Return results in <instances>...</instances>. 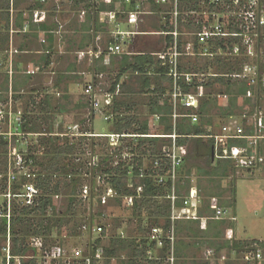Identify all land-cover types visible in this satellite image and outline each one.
Masks as SVG:
<instances>
[{
	"label": "crops",
	"instance_id": "crops-1",
	"mask_svg": "<svg viewBox=\"0 0 264 264\" xmlns=\"http://www.w3.org/2000/svg\"><path fill=\"white\" fill-rule=\"evenodd\" d=\"M134 5L135 2L128 5L123 0H48L47 3L40 0H0V105L6 102L9 106L11 103L15 114L25 119L27 111L35 109L38 112V107H33L34 104L39 106L49 96L52 106L61 110L57 111L54 117L55 125L59 122L60 126H63L66 115L75 114V109L87 111L85 118L63 126L66 128L79 125L82 131L81 121L85 120V126H90L91 132L84 137L105 138L100 136L107 134L95 133L93 130L95 118L100 114L104 120L110 119L106 122L111 127L114 120L130 118L137 124L147 122L151 126L150 135L134 136L159 138L153 137L158 135H152V132L163 114L162 117L153 115L151 109L163 107V103L168 99L169 106H174L171 70L175 61L177 71L181 75L207 76L204 82L196 79L194 84L197 88L190 92L199 98L200 104L206 99L204 92L209 93L210 89L205 84L209 78L216 75L213 74V68L207 70L199 64L204 57L199 55L203 49L199 44V35L218 22H223V12L207 9L208 4L204 0H185L181 4L178 0L177 10L174 0H169L167 4L158 3V0H143L137 35L123 44L121 54L110 53L109 49L115 45L113 33L133 30L130 13L134 11ZM205 13L207 15H204ZM111 15H114L115 19H112ZM175 32L177 37L173 35ZM194 44H198V51L195 50ZM175 49L178 51L177 60L173 59ZM143 66L144 71L135 69H141ZM161 71L169 72L162 74ZM93 81L100 103L97 111L92 109L85 94L87 86ZM117 86H120L119 92ZM156 90L158 94L155 95ZM158 97L161 98L159 102ZM241 101V105L243 102L245 104L244 100ZM17 102L20 105L18 108H24L23 112L16 110ZM194 113L197 114V111ZM198 117L201 118L199 115ZM172 120H175L173 116ZM64 133L65 131L55 134ZM263 147L264 145L260 147L261 154ZM196 174L201 179H209L199 176L197 171ZM250 189L251 194L262 196L256 184L253 186L252 183ZM195 190L197 192V188L193 187L189 198H185V195L184 200L192 198ZM196 195L198 197L197 193ZM179 199L182 197L179 196ZM213 199L211 201H214ZM200 202L202 204L201 198ZM255 209L258 207L254 205L252 210ZM200 219L201 230L198 233L203 239L202 230L206 229L207 221ZM180 221L177 223L178 228H181L183 223H191ZM228 229L234 231L232 227ZM236 232L234 231V237ZM8 233L10 234V230ZM180 235L177 233V237ZM235 240L238 239L235 237ZM204 244L198 241L185 244L176 240V264H226V261L217 263L214 260L187 262L190 253L201 246L204 247ZM205 246L208 249H203V254L209 250L213 252L214 257L218 255L215 246L207 243ZM4 249L0 258L1 264L3 258H6ZM111 249L113 248L110 247ZM224 251L226 249L221 252ZM128 253L131 254L130 260L122 262L120 256ZM231 254L233 259L227 264H232L237 259L247 264L243 258L244 253L240 254L242 258H238L240 256L235 252ZM132 256L129 250H122L112 257L105 255L103 264H134Z\"/></svg>",
	"mask_w": 264,
	"mask_h": 264
},
{
	"label": "trees",
	"instance_id": "trees-1",
	"mask_svg": "<svg viewBox=\"0 0 264 264\" xmlns=\"http://www.w3.org/2000/svg\"><path fill=\"white\" fill-rule=\"evenodd\" d=\"M185 0H180V4ZM205 1V0H204ZM245 2L246 0H241ZM233 0H224V4H231ZM264 3V0H261ZM209 10L220 12L223 10L220 7L207 6ZM181 21V18H180ZM179 21V22H180ZM170 24V22L168 23ZM174 29V28H173ZM227 31L228 36L225 38L216 39L210 44V48L215 57H203L199 64L202 68H213V74L215 77L209 78L205 86L210 89L209 95L202 104H200L197 114L202 120L200 123L192 124L190 120L184 118L187 112L179 107L177 120L173 122L172 116L174 115L173 106H169V99L166 103H163V107L157 106L151 109L153 115L163 117L160 119L157 126L153 129L152 135H176V144L181 149L183 155V161L178 166L179 180L176 188L177 194L181 197L182 190L185 189L186 183L189 179L185 178L191 176V170H187L186 167L190 164V168H195L199 176L209 177L210 180L217 178L219 180L231 179V192L236 195V171L233 163L230 161H217L213 160L214 141L210 139H204L203 137L208 135V129L213 125L212 119L208 117L210 111L218 109L221 117L228 118L235 116L236 110L243 111L244 106H252L250 101H245V104H240L243 96H245L249 89L246 81L237 80L232 78L233 75L242 73L243 67L250 63L259 66V82L257 86L253 87L256 94V102L261 104L262 96H264V86L262 85V78L264 76V26H260V30L257 34L256 44V56L250 58L245 54L242 48V34L235 27V19L229 23ZM198 43V41H196ZM173 43H171V46ZM194 48L198 51V44H194ZM239 45L242 49L239 55H232L234 46ZM180 49V44H179ZM182 51V50H180ZM181 53V52H180ZM144 66L135 68L143 70ZM136 71V70H135ZM138 71V70H137ZM144 71V70H143ZM202 71V69L200 70ZM166 74L169 71H161ZM162 73V74H163ZM172 80V79H171ZM182 88L185 94L190 93L193 88H197L196 85L192 87L183 83ZM173 87V81L171 83ZM125 88V85H124ZM158 94L157 90L154 92ZM214 96V98L212 97ZM228 99L227 105L223 106V97ZM161 100L157 98V102ZM155 102V101H154ZM156 103V102H155ZM254 105V104H253ZM33 107H38V112L34 109L27 111L25 117V123L23 125V131L29 134H40V141L36 145L29 148V154H33L34 166L39 168V173L35 179L37 187L41 191L40 197H38L34 204L31 206L20 205L16 201L12 203L11 218L7 219V204L0 207V237L7 239L8 230L11 235V254L14 257L29 256L31 249L29 248V240L34 237H43L47 247L54 246L56 244V238L54 237V231H56V237L63 235V227L67 226L71 218H74L78 205V193L79 189L83 191L84 188L81 184L83 182V176L86 175L88 180H92L98 176L103 177L108 184L112 185L120 196L123 195H136L137 189L143 190V196L139 200H135L133 206L132 215L139 223V233H142L141 239L138 241L136 238L123 239L119 236L117 238H111L110 246L103 248L104 254L108 257L115 256L119 251L129 250L132 253L134 264H147L146 251L148 248L147 234L151 232L153 227H160L164 230L165 235L170 234L172 229V209L184 208L185 200L177 199L172 203L170 199H167L172 192L171 183L168 186H163L156 182L157 177L164 175L166 169L171 167V162L166 158V154L162 152L163 146L168 150L172 147L173 140L165 138H122L120 141L128 142L124 148L115 149L113 153L105 152L103 157H99L98 165L90 168L85 162H82L78 158V152H83L82 142L85 139L91 140V153L96 151V144L94 138L82 137L78 141L72 142L67 137L53 136L55 134V124L53 122L54 117L60 108L52 106V100L47 96L39 106L36 104ZM253 110V108H251ZM251 110V111H252ZM190 113V112H189ZM237 113V112H236ZM174 119V118H173ZM111 133L107 135H150L151 126L147 122L137 124L134 119H122L114 120L111 122ZM82 127L85 126V120L81 121ZM60 126L59 131L63 133L65 130ZM83 134H89L91 128L85 126L82 128ZM152 131V130H151ZM91 134V133H90ZM103 139V138H98ZM79 146V147H78ZM122 147V146H121ZM122 149H127L132 156L131 162L127 160L125 162L120 161V164L114 166V158L118 157ZM104 150V148H103ZM106 151V150H104ZM6 154H7V142L3 138H0V174L5 171L6 168ZM151 162L149 169L145 168V162ZM160 161V167L155 169L154 162ZM199 164V166H198ZM167 165V167H166ZM87 171L85 172V170ZM186 169V170H184ZM168 170V169H167ZM25 180L22 181V184ZM183 183V185L181 184ZM131 184V186L129 185ZM130 186V188H129ZM81 187V188H80ZM18 189V186L14 187ZM6 181L3 180L0 184V194L6 192ZM64 192L68 195V207L65 212H58V208L55 204V197L61 196ZM188 195V194H186ZM117 200H121L117 198ZM102 202L101 199L98 202ZM81 202V201H80ZM212 204V203H211ZM201 206L198 218L199 220L189 221V225H185L182 228H178L174 225L175 234H185L188 238H198L199 228L201 229V219L204 218L207 221L206 229L202 230L203 238L219 240L221 232L220 226H224L227 223V228H234V221L231 220V216H226L220 220L214 219L215 209L210 207V204L205 208ZM222 210V209H220ZM222 211H226L223 209ZM99 215V214H98ZM100 214L99 216H101ZM144 216V217H143ZM146 216V217H145ZM228 219V220H227ZM91 217L86 223L90 225ZM230 221V223L228 222ZM236 221V220H235ZM194 224H197V230L194 229ZM225 229V230H226ZM74 236H80L79 231L74 230L71 232ZM106 235V231L103 232V236ZM68 236V235H67ZM196 243V241H194ZM259 243L256 240H227L223 244H217L215 246L216 253L219 254L222 250H227L229 253L235 252L239 255L245 253L247 250L253 247L254 244ZM102 244V241H98V246ZM110 247L113 248L110 250ZM5 246L0 245V258L3 255V249ZM167 249L163 251L165 256ZM87 254V249L85 250ZM14 262L12 261V264ZM3 264H6V258H3ZM23 264H36L35 262H24ZM149 264H160L159 262H149Z\"/></svg>",
	"mask_w": 264,
	"mask_h": 264
},
{
	"label": "built area",
	"instance_id": "built-area-1",
	"mask_svg": "<svg viewBox=\"0 0 264 264\" xmlns=\"http://www.w3.org/2000/svg\"><path fill=\"white\" fill-rule=\"evenodd\" d=\"M42 3H47L48 0H40ZM97 0H91V2H96ZM169 0H158V3L167 4ZM209 6H214L216 8L225 6L224 0H205ZM124 3L132 5L135 2L134 11L130 13L132 31L121 32L117 31L113 33V39L115 42L114 47L110 48V53L121 54L123 44L132 40L134 36L137 35V26L139 24V19L141 15V8L143 0H123ZM241 0H233V5H241ZM175 10L178 8V0H174ZM227 6V5H226ZM231 9V6H228ZM177 15V13H175ZM204 15H207L205 13ZM112 19H115L114 15H111ZM260 26H264V3L261 0H246L244 2L243 8L235 16V27L242 34V48L245 54L254 58L256 56V44H257V34L260 30ZM228 28L223 22H218L215 26L210 29L205 30L199 35V44L203 48L199 55L204 57L214 58L215 55L210 48V44L216 39L225 38L228 36ZM177 37V33L173 34ZM177 46V45H176ZM175 46V48H177ZM242 49L239 45L234 46L232 55H239ZM178 51L175 49L173 59L177 60ZM176 62V61H175ZM174 62V67L171 70V76L173 78L174 90L172 94V99L174 103V115L175 121L179 117L178 108H183L187 115L184 118L190 120L192 124H197L199 122V117L194 111H197L200 107L199 98H197L192 93L185 94L182 88V84L192 87L194 81L198 79L200 82H204L207 76L190 74L181 75L177 70V64ZM39 72V69L37 70ZM34 73V72H32ZM259 66L253 64H246L243 67L242 73L233 75L232 78L237 80L246 81L249 89L247 90L245 96L242 100L250 101L254 104L255 108L252 111L249 110L242 116L232 118V120L223 124L216 133V126H211L208 129V135L204 136V139H210L214 141V162L217 161H230L233 163L234 167L239 170H250L256 168L263 157L260 152V147L264 145V109L261 104L256 102V94L254 93L253 87L257 86L259 82ZM262 85L264 86V76L262 78ZM118 92L120 91V86H117ZM85 94L89 98L90 105L94 111H97L100 107L98 92L95 82L93 81L86 88ZM226 97V96H225ZM227 98V97H226ZM190 112V113H189ZM109 118H105V121H109ZM25 120L22 116L15 114L12 104L10 103L7 108L0 110V138H3L7 142V154H6V168L3 173L0 174V184L3 180L6 181L7 190L0 194V197L5 199L7 204V219L11 218V208L12 203L16 201L20 205L31 206L34 204L35 200L40 197L41 191L35 183L37 174L39 173V168L34 166V161L29 154V146L26 150L21 151L18 149L17 144H26L28 137H40L44 135L40 134H29L23 131V125ZM77 130L76 132H72ZM53 136H62L69 139H79L85 135L81 131V127L78 126H67L65 128L64 134H55ZM100 137L109 138L111 140L110 145L115 147L122 138L139 137L132 135H103ZM146 137V135L142 136ZM152 137V136H151ZM159 138L172 139V147L163 152L166 154V158L171 162V167L166 169V173L157 177L156 182L163 186H168L171 183L172 192L167 199H170L172 203L177 199L176 188L179 180L178 166L182 164L183 155L181 149L176 144V135H164V136H153ZM33 146V145H32ZM98 159L94 161V164H89L90 168L96 167L98 165ZM160 167V161L156 160L154 162V168ZM167 167V165H166ZM25 183L22 184V181ZM93 184L83 188L84 193L89 199H93L95 192H99L102 186L106 184V180L98 176L92 179ZM183 185V183H181ZM18 186V189L14 187ZM195 190V195L185 202V206L182 209L175 208L173 206L171 221L172 229L170 234L165 235L164 230L160 227H153L148 236V248L146 251V261L149 262H159L160 264H176V237L174 225L180 220H199L195 211L197 210L200 198L197 197ZM143 196V190L141 188L137 189L136 195H123L120 196L117 190L110 184L104 192V196L100 199L102 203L107 202V199L120 198L124 201L126 206L130 209L133 208L135 200L141 199ZM0 214H2L0 212ZM229 211L217 210L214 219L220 220L228 215ZM106 216L105 214L103 215ZM95 216H91V223L88 228L92 229L100 235L106 231L104 226H94ZM235 221V218H231ZM228 239H233V233L231 229L227 230ZM105 237H102V241ZM97 240H90L87 247V254L85 250L79 247H73L67 249L66 247L60 245H54L47 247L43 237H34L29 240V248L31 253L29 256L24 257H14L11 254V236L8 233V241L6 248L4 249L6 264H23L24 262H35L36 264H103L105 258L103 251V244L98 246ZM167 249L165 256H163V251ZM213 254V252H210ZM244 261L247 264H264V242H259L255 244L252 248L244 253Z\"/></svg>",
	"mask_w": 264,
	"mask_h": 264
},
{
	"label": "rangeland",
	"instance_id": "rangeland-1",
	"mask_svg": "<svg viewBox=\"0 0 264 264\" xmlns=\"http://www.w3.org/2000/svg\"><path fill=\"white\" fill-rule=\"evenodd\" d=\"M227 5V6H226ZM228 6H231V9H228ZM244 2H241V5H233L231 4H225V6L220 7L221 10H223V22L224 25L228 28L229 23L231 20L235 19L236 14L243 8ZM207 9H209L207 7ZM52 82L49 83L51 85ZM209 95L208 93L204 92V97ZM29 97V95H28ZM28 97H26L28 99ZM214 98V96H212ZM262 101H261V107L264 109V96H262ZM205 100V99H204ZM228 102V99L224 96L222 105L226 106ZM242 102V101H241ZM19 102L16 103L15 108L19 112H23L22 107L18 108ZM8 107V104L6 102L3 105H0V110H4L5 108ZM251 108H255V106L252 104V106H244L243 111L236 110L235 116L224 118L221 117L220 112L218 109H213L212 112L210 111L211 115L209 114L208 116L212 119L213 124L216 126V133L219 132V129L223 124L229 123L232 118L235 117L234 120L237 119V117L244 115L245 113H248L249 110L251 111ZM20 109V110H19ZM87 111H81L75 109V114L70 113L67 114L66 117L64 118V125H69V123H74L77 122L83 118H85ZM85 115V116H84ZM77 120V121H76ZM202 120L199 118L200 123ZM69 122V123H68ZM60 123L57 122L55 125V133H59V127ZM62 126V125H61ZM85 127V126H84ZM83 127V128H84ZM110 124L106 122L100 114H98L95 118L94 125H93V130L95 133H100V134H109L111 132ZM63 129L65 127H62ZM90 128V126H89ZM77 130H73L72 132H76ZM164 136V135H160ZM40 137H28L26 144H17L18 149L21 151L26 150L29 146L36 145L38 143V140ZM167 139V138H165ZM72 142H77L78 139H70ZM96 144H99V147H96V151H93L91 153V148L90 144L92 143L90 139H85L82 142V147H83V152H78V158L81 159L82 162H85L87 165L89 164H94V161L96 159L99 160V157H103V154L108 151V153H113L115 149L118 148H124L126 146V143L128 142H123L120 141L115 147H112L110 145L111 140L109 138H103V139H95ZM122 146V147H121ZM79 147V146H78ZM106 150L104 151L103 150ZM162 152L166 150V147L163 146L161 149ZM116 152V151H115ZM98 155V156H95ZM262 157L263 160L260 162V164L250 170H239L237 169L236 171V181H237V186H236V195H234L231 192V179H224V180H219L217 178H214L212 180L206 179V178H199L196 175V169L190 168V164L187 165L186 169L191 170V178L185 175L187 181L189 179V182L186 183V188L182 190L183 196L185 198H189L190 191L192 190L193 187L197 188V194L198 197L202 199V204L201 202L197 206V210L195 211V214L197 216L199 215L200 211V205H202V208H205L206 205L210 204V207H213L215 209V212L219 209H226L229 211L228 215L224 216H231V218H237L236 221H234V231L236 232L235 237L238 240H259V242H264V147L262 148ZM132 156L129 154V151L127 149H122L121 153L118 154V157L114 158V166H117L120 164V161L125 162L126 160L128 162H131ZM97 160V161H98ZM151 159L149 161L145 162V168L149 169L151 167ZM199 166V164H198ZM184 169V170H186ZM0 171H2L0 169ZM87 169L85 170V172ZM256 184L258 186V191L262 192L261 194H251L250 193V187ZM93 184V181L88 180L86 178V175L83 176V182L82 186L85 188L87 186H91ZM131 186V184H129ZM129 186V188H130ZM108 187V182L104 186H102V189L99 190V192H95L93 199H89L86 194H83L84 191H81L79 189L78 193V205H77V210L74 218L70 219L69 224L65 227H63V235L61 237H56V231H54V237L56 238V244L55 245H60L63 247H66L67 249L73 248V247H79L83 250H86L89 243L91 242L90 240L94 239H102V237H105L102 241L103 247H109L111 238H117L121 235H123V239H129V238H136L138 241L141 239L143 236L142 233H139V223L136 220L135 217L132 215V210L126 206L124 201L117 200L115 199H107V202L102 203L98 202L101 196H104V192L106 188ZM81 188V187H80ZM250 189V190H249ZM83 190V189H82ZM181 196V197H183ZM216 196V197H215ZM210 197V198H209ZM215 197V198H214ZM214 198V199H213ZM213 199L214 201H211ZM55 204L58 208V212H65L67 207H68V195L66 192H64L61 196L55 197ZM81 201V202H80ZM255 201V203H252ZM5 199L3 197H0V207L2 204L4 205ZM214 202V203H213ZM251 202V203H250ZM212 203V204H211ZM252 205V206H251ZM257 206L258 209L252 210L253 207ZM102 214L101 216H99ZM106 215L105 217L103 215ZM91 216H95L93 220H95L94 226H104L106 230V235H100L96 232H93L92 229L88 228V224L86 221L90 219ZM144 217V216H143ZM146 217V216H145ZM228 220V219H227ZM190 220L187 221H180V222H189ZM179 222V221H177ZM230 223V221H228ZM228 224V223H227ZM220 226L219 231L222 233L219 240L216 239H208V238H203L202 237H196V238H188V236L181 234L180 236L176 237V240H180L181 242H184L185 244H193V241H198L202 242L203 244H223L225 243L228 239L227 231L225 230L228 225ZM176 225V223H175ZM185 225L184 223L182 226ZM178 226V225H177ZM181 226V228H182ZM197 224H194V229L198 231L197 229ZM74 230L79 231L80 236H74L73 232ZM199 228V232H200ZM234 231L232 230L233 233V239L232 241L235 240L234 237ZM68 235V236H67ZM149 234H147V237ZM122 237V236H121ZM204 240V241H203ZM8 237L4 241L3 238L0 237V245L5 246L7 244ZM212 242V244H211ZM204 247H199L197 250L192 251L190 253V257L187 258V262L194 263V262H201L202 260H207V261H217L219 262H225L226 264L232 261L233 256L231 253H229L227 250L224 251V253H219L217 256H213V254L208 252L206 254H203L204 250H207V246ZM255 245V244H254ZM253 245V246H254ZM51 247V246H49ZM204 249V250H203ZM131 254H124L122 257V262H126L129 259V256ZM215 255V254H214ZM131 257V256H130ZM238 258H242L241 256ZM244 258V256H243ZM189 259V260H188ZM216 259V260H215ZM238 260V261H237ZM236 261H233L232 264H243L240 259H237ZM0 260V264H1ZM223 264V263H222ZM225 264V263H224Z\"/></svg>",
	"mask_w": 264,
	"mask_h": 264
},
{
	"label": "water",
	"instance_id": "water-1",
	"mask_svg": "<svg viewBox=\"0 0 264 264\" xmlns=\"http://www.w3.org/2000/svg\"><path fill=\"white\" fill-rule=\"evenodd\" d=\"M213 156H214V153H213Z\"/></svg>",
	"mask_w": 264,
	"mask_h": 264
}]
</instances>
